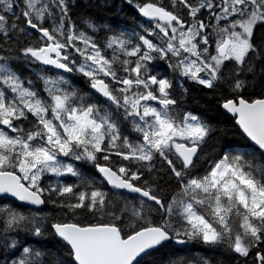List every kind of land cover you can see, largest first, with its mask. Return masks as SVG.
I'll use <instances>...</instances> for the list:
<instances>
[{
    "label": "snow or ice",
    "instance_id": "1",
    "mask_svg": "<svg viewBox=\"0 0 264 264\" xmlns=\"http://www.w3.org/2000/svg\"><path fill=\"white\" fill-rule=\"evenodd\" d=\"M0 264H264V0H0Z\"/></svg>",
    "mask_w": 264,
    "mask_h": 264
}]
</instances>
